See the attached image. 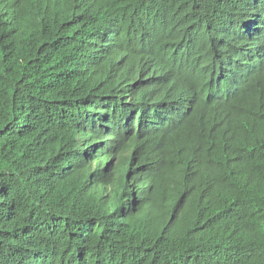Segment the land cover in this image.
<instances>
[{"label": "trees", "instance_id": "trees-1", "mask_svg": "<svg viewBox=\"0 0 264 264\" xmlns=\"http://www.w3.org/2000/svg\"><path fill=\"white\" fill-rule=\"evenodd\" d=\"M0 264H264V0H0Z\"/></svg>", "mask_w": 264, "mask_h": 264}]
</instances>
